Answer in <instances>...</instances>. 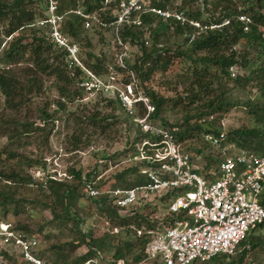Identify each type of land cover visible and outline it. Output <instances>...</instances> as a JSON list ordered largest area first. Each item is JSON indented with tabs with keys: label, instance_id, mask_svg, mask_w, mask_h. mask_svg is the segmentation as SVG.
Wrapping results in <instances>:
<instances>
[{
	"label": "trees",
	"instance_id": "1",
	"mask_svg": "<svg viewBox=\"0 0 264 264\" xmlns=\"http://www.w3.org/2000/svg\"><path fill=\"white\" fill-rule=\"evenodd\" d=\"M33 1L38 4V11L32 6ZM152 4L160 7L170 9L167 4V0H150ZM194 0H187L190 4ZM244 6H236L232 0H222L219 3L218 0H214L209 3L210 9L207 7V20L200 21L201 12L194 7L188 8L183 11V2L179 11L185 16V21L180 23L174 18H168L162 20L156 16L141 15L140 24H122L119 27L118 34L122 42L126 45L134 44L138 47L139 55L129 64L125 57L122 58V65H117L116 69L125 70L130 75L137 76L141 82H145L155 71H164L169 63H171L173 57H182L184 60H188L192 63L189 68V74L194 77L193 81L189 85L195 84L200 86L203 83V78L208 79L207 83L211 84L213 80L216 82L222 75L226 77L231 76L228 69L232 67H238L244 70L246 74L244 76L233 75V80L238 84H249L252 79H257V86L262 96H264V35L262 28H264V0H242ZM57 9L56 13L62 16V22L60 24V31L63 35L69 36L71 39L68 44H74L78 47L77 40L80 34L86 30L83 27V18L71 9L77 8V5L73 0H56ZM220 4V6H219ZM85 8L95 10V15L105 22L111 20L110 13L107 9H101L99 0H85ZM45 8L44 0H0V94L4 97V104L10 109H16L18 103L21 105L22 97L24 95L33 94L37 95L38 92V77L41 74L52 75L59 83L58 86V98L56 100L57 108L64 109L63 96L66 85L70 84L71 80L80 72V66L73 65L74 73L72 77L69 76L66 70V64L63 62V58L66 51L62 50L57 55L49 57L50 49L54 42H49L44 32L50 33V24L40 21L41 13ZM43 14V13H42ZM40 15V16H39ZM239 15L247 16L250 21L243 23L238 19ZM39 16V17H38ZM38 17V18H37ZM188 20H196L200 22L201 29L198 30L193 25H190ZM227 20L226 23L222 22ZM211 25H219L217 27H209ZM168 27L173 29L175 34H185L182 37L181 44L171 46L168 43V37L165 35ZM108 28V27H105ZM147 28L148 34L145 38L141 35ZM22 29L30 30V42L21 43V37L19 35L10 39L14 32L21 31ZM98 29L101 27L98 26ZM108 30V29H106ZM151 31V43H148L149 33ZM42 33V35L40 34ZM99 33V31H96ZM8 37V41L3 43L4 37ZM50 36V34L48 35ZM6 43V47H4ZM157 44H160L157 46ZM110 45L114 46V52L111 54V58L115 61V52L118 45L113 41V35H111ZM240 45L236 48L235 46ZM57 50V48L55 49ZM27 52V56L25 54ZM117 53V52H116ZM89 59H95L94 63H89L88 59L82 61V64L90 69L94 75L100 73L101 65L98 63V59L87 54ZM116 62V61H115ZM18 63H29L34 71H30L26 66L21 81H18L16 75L12 72V68L9 66H15ZM27 69L30 71L27 73ZM236 69V68H235ZM38 74V76H37ZM25 76V79H24ZM206 77V78H205ZM37 84V85H36ZM63 84V85H62ZM144 98L152 107L148 113L149 118L156 116L166 97L159 95L157 91L151 87L143 86ZM118 101V100H117ZM113 102V99H106V104ZM223 99L214 97L209 101H206V107L214 110L222 105H225ZM255 113V120L258 121L259 127H238L230 129L224 132V140L218 145L220 147L225 142L232 143L235 147L244 149L253 153H264V100L261 103L250 105ZM207 110V109H206ZM44 113V111H42ZM45 114V113H44ZM48 117L47 114H45ZM202 113H197L194 116L198 119ZM86 125H91L93 128L98 129V133L103 134L110 125L108 123L102 124L105 120L104 117H100L94 124L95 115H85ZM191 117H184L183 124H177L175 126H169L165 129L168 133L174 137L181 139L188 131L192 129H199L197 123L189 124ZM75 120L76 117L74 118ZM32 124L28 121H23L10 131V137L14 140H18L21 134H26ZM41 129L42 127H35ZM92 128V129H93ZM212 133L217 134L218 131L204 130V134ZM73 134V133H72ZM71 134V149H77L80 142H88V135L85 134L82 128L77 132V135ZM144 138H149V141H157L160 138L154 137L150 133H144ZM83 137V141H81ZM42 140L46 138L43 135ZM139 141V140H138ZM38 147V146H37ZM230 152V151H227ZM14 158L17 162L25 163V165H39L41 163V156L31 158L16 151H10L7 158ZM219 160V159H218ZM217 160V162H218ZM5 164L3 159L0 160V165ZM141 167H149L146 161H139L135 164H131L114 173V179L112 183L108 185L107 189L114 188H132L142 185L147 182V178ZM156 166L151 165V169L155 170ZM201 175H215L217 172V163L214 169L203 171V169L197 170ZM94 173V171H92ZM91 174L85 173L81 175L79 168L70 167L67 169V174L61 179L52 177L45 178L44 180H34L30 174L26 173L23 169H14L6 167L3 171L0 170V178L3 179L4 185L0 189V208L5 211L7 205H10L12 214L19 213L18 198L16 199L15 193L21 187L27 189L28 185L33 184L37 187V192L42 194L41 199L32 198L28 201L31 207L38 206L41 210H48L50 219L48 224L55 226L58 230H63L65 234L71 235V239L63 244H52L48 247L47 251L51 254L50 263H46L44 258V251L37 252L36 256L46 264H81L82 261L91 257L94 254V250L109 251L112 249L113 258H131L133 261H137L142 256V249L146 243L148 236L141 231L140 234L135 235L136 230L141 227V223L147 224V227H154L156 221L148 222L144 217L137 213H132L127 216H121L118 210L111 205L108 197V191L99 192L93 197L92 202L99 209L100 212L105 213L112 219L117 226L124 227L127 233L130 232V236H134V241H130L127 238L119 239L118 230L114 233H104L100 237H91V233L88 230L82 229V218L77 213L78 205L77 200L82 195L81 189L89 183ZM173 191V190H172ZM25 200L24 198H20ZM260 204L264 206V190L262 191L260 198ZM0 221H7L6 219H0ZM11 229L21 234L24 238L33 237L30 229L26 224L16 223L15 225L10 222ZM132 225V230L129 226ZM42 226H38L37 232H40ZM264 219L256 223L251 227L236 245V249L232 254L238 253V257L235 263L239 262L245 253L249 252H263L264 253ZM254 231L256 234H254ZM36 233V232H35ZM50 234H44V238H48ZM116 239L117 243H113ZM85 246L84 253L79 256L68 259V254L64 252V248L68 247L70 251L79 246ZM138 248L135 254H131L133 248ZM13 247L0 248L1 260H8L11 264H15L19 260V264H26L21 258L20 254H13ZM239 250V251H238ZM41 252V253H40ZM231 254V255H232ZM221 255V256H220ZM218 254L213 256L210 260H218V257H230L231 255ZM45 259V260H44ZM209 261V260H207ZM206 262V261H200Z\"/></svg>",
	"mask_w": 264,
	"mask_h": 264
},
{
	"label": "rangeland",
	"instance_id": "2",
	"mask_svg": "<svg viewBox=\"0 0 264 264\" xmlns=\"http://www.w3.org/2000/svg\"><path fill=\"white\" fill-rule=\"evenodd\" d=\"M186 1L167 0V4L171 8L170 11H179L177 9L180 8L181 2H183V11L191 7L197 8L201 12L200 21L207 20L206 8L210 9L209 3L214 0H194L191 4ZM218 1L221 3L222 0ZM232 1L236 6H244L245 3L242 0ZM32 6L39 13L36 1H33ZM45 17L47 15L44 12V14L41 13L39 19ZM149 30L146 28L141 37L145 38ZM96 31H99V33H96ZM262 33L264 35V28H262ZM40 34L42 35V33ZM49 34L47 32L43 33L44 37L52 43L54 40L48 36ZM17 35L21 37V43L30 42V30L22 29L14 32L10 39ZM165 35L172 47L181 44L182 37L185 36V34H175L171 27L167 28ZM63 36L67 39V42L70 41L69 36ZM8 37H4L3 43L9 40ZM110 43L111 34L109 30L98 29L94 22L92 26L86 28L80 34L77 40L78 47L75 45L77 54L71 55L66 52L67 55L64 56L63 62L66 64L69 76L72 77L74 73L73 65L80 66V72L75 75L70 84L64 86V109L57 108L56 100L59 95L58 86H60V83L52 75H39L38 79H40L37 83L39 93L37 95H24L21 105L19 102L16 109L12 110L7 107L4 104V97L0 94V160L3 159L5 163L0 165L1 171L6 167L10 168V166L14 169L21 168L30 174L34 180L40 181L48 177L61 179L65 177L67 169L70 167L79 168L81 175L91 174L87 186L98 193L108 191V197H110L109 192L111 189L107 188L114 179V173L126 166L142 161L138 159L135 161L132 156L137 150L136 147H139L140 141L149 139L143 137L145 136L144 133L149 132H143L140 124L135 121L136 118L144 116L147 112L143 103L144 101L147 104L149 103L147 99H144L142 92L143 86L146 87V85L157 91L159 95L166 97L159 113L151 118L148 116L149 125L165 130L169 126L183 124L185 116L191 117L189 124H198L199 129L188 131L181 139L174 138L182 148L188 150L194 163L203 171L214 169L217 160L224 152L222 147L231 144V148H237L230 142H225L220 147L207 142L204 139V130L228 131L238 127L260 128L258 121L255 120L253 108L250 107V105L261 103L264 100V96L258 89L257 79H252L249 84L243 85L233 80V75L244 76L246 74L244 70L232 67L228 69L231 75L229 77L222 75L217 82L213 80L211 84L207 83L208 79L203 78V83L200 86L189 85L194 79L189 74L192 63L182 57H173L164 71H155L147 81L141 82L137 76L130 75L126 69H116L117 60L115 59V62L111 58L114 46ZM150 43L151 31L146 46H149ZM159 45L157 44V46ZM4 47H6V43ZM235 47L238 48L240 45ZM56 48L57 50H55ZM115 49L118 53L119 48L115 47ZM62 50L66 51L62 46H57L54 43L50 49V59ZM88 53L95 56L101 65L100 73L95 75L100 82L99 85L92 86L88 72L91 74L93 72L82 64V61L86 59L89 63H94L95 59H89ZM138 55L137 46L134 44L126 45L125 58L129 64L133 63ZM26 66L31 72L34 71L29 63H18L9 67L12 68V72L16 75L18 81H21L22 76L26 75L24 73ZM29 70L27 69V73L30 72ZM214 97L223 99L226 104L214 110L208 109L206 101L214 99ZM106 99H113V102L106 104ZM133 99H141L142 101L133 103ZM199 112L202 115L197 119L194 115ZM85 115H95L94 124L100 117L105 116L106 118L102 121V124L108 123L110 127L103 134H100L98 129L86 125ZM75 117L79 120L74 121ZM23 121L30 122L32 124L31 128L27 130L26 134H21L18 140L12 139L10 131L15 127V123L17 127V122L20 124ZM37 126L42 128H35ZM82 128L85 134L88 135V142H80L77 149H71V134L77 135V132L80 129L82 131ZM43 135L46 138L45 141L42 140ZM83 139L81 137V141ZM10 151H16L31 158L40 155L42 164L27 166L25 163L17 162L14 158L10 159V155L5 161L4 157L8 156ZM139 168L142 170L145 167L139 166ZM3 183V179L0 178V189L3 188ZM87 186L81 189L82 195L77 200L79 210L77 213L82 218L80 227L90 231L91 237H100L104 233L110 234L118 230L119 239L127 238L134 241V236L129 235L130 232L127 233L124 227L117 226L109 216L96 208L92 202L93 198L88 196L89 192L85 190ZM37 191L36 185L33 184L28 185L27 189L19 188L15 193L16 199L18 198L19 213L12 214L10 205H7L5 211L0 208V219L9 220L14 225L16 223L26 224L30 232L33 233V237L30 238L36 240L33 253L44 251V258L46 259L44 260L46 263H50L51 254L47 251L48 247L52 244L66 243L71 239V235L65 234L66 232L63 230H58L55 226L47 223L50 219L48 210H41L38 206L31 207L28 203L30 199L42 198V194H38ZM169 198L170 192L147 195L144 202H139L140 204L136 206L134 212L142 215L148 222L154 221L156 217H162L163 207H165ZM121 215L123 217L130 214ZM165 217L170 220L168 215ZM39 225L42 228L40 232H37ZM113 228L116 230L114 231ZM129 228L132 230L133 226L130 225ZM147 228H149L147 224L142 222L139 230L144 231ZM44 234H50V236L44 238ZM254 234H256L255 231ZM135 235L137 234L135 233ZM113 243H117L116 239ZM13 249V254L18 255V248L15 246ZM85 249L83 245L72 251L65 247L64 252L68 254V259L71 260L84 253ZM137 249L136 247L133 248L131 254H135L138 251ZM111 253L112 249L102 251L105 258H110ZM237 254H232L230 257H218L217 261L200 262L196 260L193 264H264L263 252L245 253L243 258L235 263L238 257ZM0 264H11V262L0 258ZM15 264H19V260Z\"/></svg>",
	"mask_w": 264,
	"mask_h": 264
},
{
	"label": "built area",
	"instance_id": "3",
	"mask_svg": "<svg viewBox=\"0 0 264 264\" xmlns=\"http://www.w3.org/2000/svg\"><path fill=\"white\" fill-rule=\"evenodd\" d=\"M84 1L73 0L77 8L70 11L83 18L84 28H89L95 22L101 29L109 30L119 48L116 54L119 65H122V58L126 54V44L118 34L122 24L139 25L140 16L146 14L162 20L174 18L180 23L185 21L181 11L160 8L150 0H99L101 9H107L110 13L111 20L105 22L95 15L96 9L85 8ZM44 4L42 13L45 12L47 17L40 21L50 24V38L67 53L77 54L76 46L68 44L60 31L63 19L56 13V0H44ZM238 19L243 23L250 21L245 15H239ZM187 22L201 29L199 21ZM226 22L224 20L222 24ZM214 26L219 25L209 27ZM88 76L92 86L100 84L95 75L88 72ZM137 101L142 100L133 99V103ZM143 104L147 112L135 121L143 132L160 138L157 141L142 139L132 156L135 161L138 159L149 164V167L141 170L147 182L127 189H111L110 203L120 215H125L132 214L147 195L170 192V198L163 207L162 217L154 219L156 225L143 231L148 239L140 259L105 258L100 251L94 250V254L81 264H193L196 260L207 261L218 254L231 255L246 232L264 219V206L259 202L264 190V153L231 148L232 145L227 144L222 147L224 152L217 162L216 174L203 176L197 171L199 167L188 150L182 148L173 135L148 124V113L152 107L145 101ZM224 136L223 131H218L216 135L206 133L204 139L219 145ZM151 165L156 166L155 170L151 169ZM85 190L91 198L98 194L89 186ZM10 227V222L0 221V248L16 246L26 264H46L36 256L37 253H33L36 240L24 238ZM140 233L141 230L137 229L136 234Z\"/></svg>",
	"mask_w": 264,
	"mask_h": 264
}]
</instances>
